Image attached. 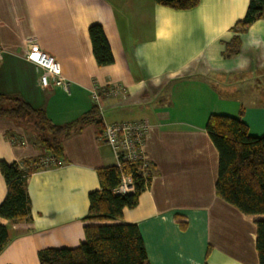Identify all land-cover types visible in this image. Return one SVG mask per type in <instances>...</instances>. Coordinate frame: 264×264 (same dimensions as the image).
Segmentation results:
<instances>
[{"label": "crops", "instance_id": "obj_1", "mask_svg": "<svg viewBox=\"0 0 264 264\" xmlns=\"http://www.w3.org/2000/svg\"><path fill=\"white\" fill-rule=\"evenodd\" d=\"M250 1L201 0L174 11L153 0H0V94L45 110L58 126L96 105L103 123L63 142L62 167L29 177L31 220L0 219L11 240L0 264H40V251L85 241L82 221L89 195L100 190L97 172L117 165L100 129L135 121L150 124L143 152L152 181L123 222L138 227L149 264H259L256 222L264 216L247 217L217 196L219 155L206 132L212 115L243 111L250 135L264 137V17L243 34L234 30ZM94 25L109 42L111 66L95 60ZM237 35L239 54L225 58ZM32 49L59 61L69 92L41 86L42 72L27 60ZM113 86L123 92L95 104L93 90ZM32 138L0 119V162L44 158ZM6 195L0 172V205Z\"/></svg>", "mask_w": 264, "mask_h": 264}, {"label": "trees", "instance_id": "obj_2", "mask_svg": "<svg viewBox=\"0 0 264 264\" xmlns=\"http://www.w3.org/2000/svg\"><path fill=\"white\" fill-rule=\"evenodd\" d=\"M157 5L174 11L195 9L201 0H153ZM264 17V0H251L245 18L237 23L235 32L243 34L256 21ZM237 35L226 45L224 57L239 54L241 40ZM93 55L100 67L114 64L111 47L100 25L89 29ZM0 119L14 122L32 135L45 157L23 164L0 162V172L7 184V195L0 205V219L7 221L31 220V200L27 193L29 177L46 167V157L63 160V142L88 124L103 125L99 108L81 119L64 125H54L45 110L36 109L18 97L0 94ZM103 135L104 126L100 129ZM206 132L219 155L216 193L219 198L235 207L247 217L264 216V137H252L239 117L212 115ZM99 169L100 190L89 195V212L83 219L85 241L75 249H45L39 252L40 264H149L145 244L136 225L123 222L125 210H133L140 196L149 189L151 167L144 169L142 161H122ZM131 178L134 192L117 195L122 177ZM184 230L186 224L177 218ZM259 264H264V220L256 222ZM8 230L0 224V254L10 243Z\"/></svg>", "mask_w": 264, "mask_h": 264}, {"label": "built area", "instance_id": "obj_3", "mask_svg": "<svg viewBox=\"0 0 264 264\" xmlns=\"http://www.w3.org/2000/svg\"><path fill=\"white\" fill-rule=\"evenodd\" d=\"M27 60L34 64L42 72L40 83L44 89L59 88L66 92L70 91V83L63 76L62 67L59 61L52 55L40 50L32 49L27 56ZM123 92L120 86H113L106 90L94 89L92 92L93 101L99 104L104 96L113 98L118 93ZM150 131V124L146 121H135L130 123L107 124L104 126L102 139L113 149L117 160V166L121 169L122 161L136 162L142 161L144 169L150 167L144 155V146ZM25 146V142H20ZM46 167H62L63 161H57L46 157L41 161ZM134 192L131 178L122 177L121 185L115 190L117 195H126Z\"/></svg>", "mask_w": 264, "mask_h": 264}]
</instances>
